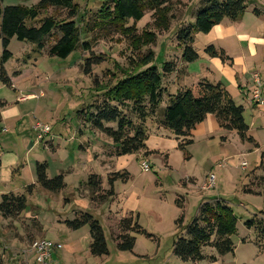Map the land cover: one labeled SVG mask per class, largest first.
Instances as JSON below:
<instances>
[{
	"label": "rangeland",
	"instance_id": "rangeland-1",
	"mask_svg": "<svg viewBox=\"0 0 264 264\" xmlns=\"http://www.w3.org/2000/svg\"><path fill=\"white\" fill-rule=\"evenodd\" d=\"M38 1L2 0L1 5L31 6ZM75 1L79 6L76 18L79 28L82 30L87 24L81 40L88 42L94 55L105 58L93 67L90 75L82 71L88 53L81 49L65 59L48 55L58 34L47 37L44 49L39 52L34 45L15 38L7 47L11 57L4 63V69L11 78V86L0 82V101L4 102L0 108V196L8 192L24 193L27 184L35 183L36 161L47 163L49 178L62 173L65 187L59 192H48L37 185L32 195L27 196L23 214L15 219H4L0 214L3 264H36L31 243L38 238L61 244L62 247L51 255L53 264H264V239H258L255 229L245 226L254 214L264 211V110H261L264 106L255 107L246 95L242 96L230 86L226 88L235 103L243 106L248 136H252L259 147L242 141L234 131H217L178 149L177 139L170 130L153 127L150 139L155 137V142L160 141L164 150L149 158L136 153L127 157L115 156L110 139L92 129L85 120L94 97L99 102L102 100V85H112L121 76L118 66L126 67L131 59L153 49V62L161 69L163 62L181 54L182 48L177 46L174 36L175 27L193 21L200 0H176L173 6L175 18L167 31L156 29L151 12L145 13L135 22L136 30L138 33L153 31L156 39L138 52L131 50L128 40L114 27L100 28L94 24L101 6L110 0ZM246 2L245 22L254 8L264 10V0ZM46 14L60 19L66 12L49 9ZM29 24L37 25L38 22L30 21ZM132 24L130 20L128 26ZM196 35L194 48L200 54L201 44L206 43L205 34ZM2 51L0 40V57ZM188 64L190 74L186 83L198 81L201 75L196 77L192 71L200 72L204 60ZM210 78L214 81V78L223 77L216 73ZM95 79L101 88L94 89ZM166 81L170 84L172 79L167 77ZM166 105L167 102L162 101L157 111L159 116ZM37 121L50 127L42 139L37 138L38 132L33 128ZM142 161L149 165L148 171L142 170ZM242 162L246 163L245 167L241 166ZM124 170L128 179L114 181L112 200L98 204L91 201L89 189L84 185L90 174L100 175L104 190L109 187L107 176ZM211 174L215 177L213 187L202 189ZM180 197L183 198L182 208L175 203ZM216 200L229 206L236 217V232L231 236L234 253L217 256L213 248L204 247L203 253L216 255V261L193 263L181 260L172 252L175 220L182 216L187 223L198 215L202 202ZM75 212L87 213L98 221L107 254H90L88 225L70 230L63 222L56 221L58 217L72 220ZM128 216L137 219L145 234H134L133 249L120 251L114 237L120 232L119 219Z\"/></svg>",
	"mask_w": 264,
	"mask_h": 264
},
{
	"label": "trees",
	"instance_id": "trees-1",
	"mask_svg": "<svg viewBox=\"0 0 264 264\" xmlns=\"http://www.w3.org/2000/svg\"><path fill=\"white\" fill-rule=\"evenodd\" d=\"M175 1L110 0V3L106 2L101 6L94 24L100 28L105 25L114 27L128 40L131 50L138 52L142 47L155 42L156 33L149 30L138 33L135 22L141 20L145 13L151 12L153 26L160 31H167L175 18L173 13ZM1 2L2 0L0 40L3 51L0 57V82L4 85L11 86V78L4 69V63L11 57L7 47L12 38L34 45L39 52L44 49L47 37L58 34L48 49V55L65 59L77 49L87 52L88 55L82 63V71L86 75H90L93 67L104 61L102 55H94L91 52L87 41L81 40V33H86L87 24L82 30L79 28L76 21L79 6L75 0H39L31 6H2ZM246 8V0H200L199 8L193 13L195 14L193 21L184 20L185 22L175 27V40L177 46L182 48L179 56L163 62L160 69L155 66L153 62L155 53L150 49L144 55L131 59L126 67H117L121 76L117 77L112 85H102V100L99 102L97 97H94L85 119L92 129L110 139L115 156L138 152H144V155L151 154L152 152L146 148V140L153 127L170 130L177 139V148L184 149L193 143L192 130L208 114L214 116L222 131H234L242 141L254 143L252 136H248L249 126L243 117V106L233 101L220 81L212 82L202 78L191 85L181 84L187 74V64L199 58V53L194 48L195 34L208 33L224 19L230 21L240 19ZM49 9L63 10L66 15L57 19L56 16L46 14ZM257 12L258 10L254 8L253 13ZM130 20L133 24L128 26ZM30 21H37L38 24H29ZM203 52L223 62L231 61L223 49H216L213 45L206 46ZM167 77L172 79L170 84H166ZM97 83L95 79L94 89L101 88ZM172 84L176 85L174 93H170ZM162 101H166L167 105L162 108V114L159 116L157 111L161 108ZM2 106L4 102L0 101V108ZM221 139L225 140V137L222 136ZM254 145L257 147L256 143ZM46 171L47 163L36 161L35 183L27 184L24 193L21 194L14 192L1 194L0 214L4 219H15L23 214L27 208V196L32 195L37 185L48 192H59L65 187L62 173L49 178ZM117 179L126 181L128 173L125 170L121 173L111 172L107 176L109 187L103 190L100 175L90 174L84 185L89 189L91 201L98 204L112 200L115 196L113 183ZM65 201L68 202L67 199ZM175 203L182 208L183 198H177ZM62 222L70 230L88 225L90 254L93 256L107 254L102 227L92 216L75 212L72 220L65 219ZM117 226L120 232L114 239L120 251H131L135 243L134 234H145L137 219L132 216L122 217ZM245 226L248 229H255L258 239H264V211L254 214L245 222ZM175 231L172 252L183 261L214 262L217 256L234 253L231 236L236 232V217L229 206L218 200L202 202L198 215L187 223H184L182 216L178 217L175 220ZM204 247L213 248L217 256L204 254ZM0 264H3L1 254Z\"/></svg>",
	"mask_w": 264,
	"mask_h": 264
},
{
	"label": "crops",
	"instance_id": "crops-1",
	"mask_svg": "<svg viewBox=\"0 0 264 264\" xmlns=\"http://www.w3.org/2000/svg\"><path fill=\"white\" fill-rule=\"evenodd\" d=\"M256 9L258 12L251 14L246 22L244 21V14L236 21H226V19H224L220 24L215 25L208 33L203 35V38H205V41L208 44H201L199 48L201 53L199 54L198 59L204 60V64L200 67V72L192 71V74L196 77L201 75L200 79L205 78L209 81L212 75L218 73L223 78H214V81L212 82L220 81L225 88L230 86V88L241 93L242 96L246 95L249 102L255 107L257 106L251 100L252 91L256 86L254 80L255 74L258 75L262 84V90L264 91V10ZM196 36L197 35L195 34V38ZM210 42H216V46H213L216 49H223L226 55L231 58V61L223 62L217 57H210L204 54V48L213 44H210ZM188 65L189 64H187L186 67L187 74L183 77L181 82L182 85H191L197 82L186 83V79L189 78L190 74ZM175 91L176 88L172 85L170 87V93H174ZM234 99L235 98H233V101L236 102ZM261 110L263 111L264 107L261 108ZM217 131L222 130L218 127L214 116L208 114L206 118L198 123L192 130L193 142L196 138L209 137L212 133ZM150 137L151 136L149 135L146 140L147 150L152 152L151 154L163 151L164 148H161V145H159L160 141L156 143L155 137H152L151 139ZM257 147H259L258 144ZM136 154L146 156L147 158L151 156V154L144 155V152H138ZM123 157H127V155ZM119 158L122 159V157ZM125 163L126 162L124 161L123 165H125ZM58 218L56 221L62 223L63 220ZM52 258L50 264H53ZM29 262L31 261L29 260Z\"/></svg>",
	"mask_w": 264,
	"mask_h": 264
},
{
	"label": "built area",
	"instance_id": "built-area-1",
	"mask_svg": "<svg viewBox=\"0 0 264 264\" xmlns=\"http://www.w3.org/2000/svg\"><path fill=\"white\" fill-rule=\"evenodd\" d=\"M254 80L256 86L251 94L252 102L259 107L264 106V91L262 90V84L257 74L254 75ZM37 132V138L42 139L44 134H48L50 127L45 123L36 122L33 127ZM242 167L246 166L245 162H242ZM141 168L143 171H148L150 169L149 165L143 161L141 163ZM214 175L211 174L207 178V181L203 183L202 189L212 188L214 184ZM61 244L54 242L47 238H38L32 241L31 250L34 253V261L36 264H49L51 261V255L56 249H60Z\"/></svg>",
	"mask_w": 264,
	"mask_h": 264
}]
</instances>
